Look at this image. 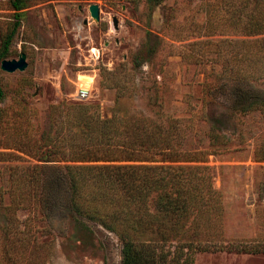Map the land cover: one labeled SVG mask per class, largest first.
I'll list each match as a JSON object with an SVG mask.
<instances>
[{
	"label": "rangeland",
	"instance_id": "rangeland-1",
	"mask_svg": "<svg viewBox=\"0 0 264 264\" xmlns=\"http://www.w3.org/2000/svg\"><path fill=\"white\" fill-rule=\"evenodd\" d=\"M235 1L24 0L5 59L26 53L28 67L0 63V264H124L119 236L72 207L71 162L40 160L62 127L58 107L75 103L99 105L101 118H186L184 148L209 152L189 164L210 167L220 223L148 244L138 264H264V34L233 30ZM16 13L0 0V50Z\"/></svg>",
	"mask_w": 264,
	"mask_h": 264
},
{
	"label": "trees",
	"instance_id": "trees-1",
	"mask_svg": "<svg viewBox=\"0 0 264 264\" xmlns=\"http://www.w3.org/2000/svg\"><path fill=\"white\" fill-rule=\"evenodd\" d=\"M149 1L156 5L161 0ZM11 5L16 26L3 43L0 63L9 54L24 0H11ZM233 5L229 22L234 31L264 34V2L236 0ZM248 7L249 14H243ZM3 96L0 82V100ZM254 106L248 101L243 110ZM58 108L62 127L50 146L41 144L40 160L71 162L64 168L72 207L119 236L124 264H138L151 243L188 241L191 233L201 231L204 220L220 223L222 195L213 187L210 167L189 164L206 161L209 152L184 148L186 118L167 116L157 122L118 108L111 118H101L99 105L86 103Z\"/></svg>",
	"mask_w": 264,
	"mask_h": 264
},
{
	"label": "water",
	"instance_id": "water-1",
	"mask_svg": "<svg viewBox=\"0 0 264 264\" xmlns=\"http://www.w3.org/2000/svg\"><path fill=\"white\" fill-rule=\"evenodd\" d=\"M91 16L97 21L100 20V6L97 3H93L89 7ZM116 26L117 19H114ZM1 40V36H0ZM28 67L27 54L22 53L19 59H3L1 61V69L7 73H14L16 71H25Z\"/></svg>",
	"mask_w": 264,
	"mask_h": 264
},
{
	"label": "built area",
	"instance_id": "built-area-1",
	"mask_svg": "<svg viewBox=\"0 0 264 264\" xmlns=\"http://www.w3.org/2000/svg\"><path fill=\"white\" fill-rule=\"evenodd\" d=\"M95 49L97 48H91V50H89V57H86V59L89 61L90 64L96 63L100 60V51L99 49H97L99 52H95ZM92 77V76H91ZM93 88H95V85L92 87V89H78L77 91V99H86L92 92Z\"/></svg>",
	"mask_w": 264,
	"mask_h": 264
}]
</instances>
